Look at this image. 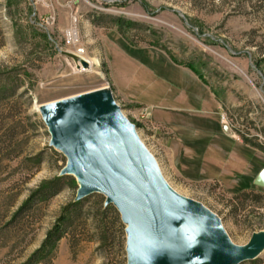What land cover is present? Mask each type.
I'll use <instances>...</instances> for the list:
<instances>
[{
	"label": "rangeland",
	"instance_id": "rangeland-1",
	"mask_svg": "<svg viewBox=\"0 0 264 264\" xmlns=\"http://www.w3.org/2000/svg\"><path fill=\"white\" fill-rule=\"evenodd\" d=\"M81 56L98 62L78 71ZM0 88V264L26 262L75 199V179L38 193L66 157L36 107L98 89L168 185L234 244L264 231L253 184L264 168V0H0ZM99 199L84 198L45 264H127L125 225L100 215Z\"/></svg>",
	"mask_w": 264,
	"mask_h": 264
},
{
	"label": "water",
	"instance_id": "water-1",
	"mask_svg": "<svg viewBox=\"0 0 264 264\" xmlns=\"http://www.w3.org/2000/svg\"><path fill=\"white\" fill-rule=\"evenodd\" d=\"M36 109L50 135L49 145L66 157L59 176L75 179L74 200L102 194L104 204L118 211L125 225L127 264H241L264 251V231L236 245L214 213L168 185L110 90L73 95ZM253 184L264 188V168Z\"/></svg>",
	"mask_w": 264,
	"mask_h": 264
},
{
	"label": "trees",
	"instance_id": "trees-1",
	"mask_svg": "<svg viewBox=\"0 0 264 264\" xmlns=\"http://www.w3.org/2000/svg\"><path fill=\"white\" fill-rule=\"evenodd\" d=\"M2 91L3 90L0 88V95ZM65 179H69L70 185L72 187H75L74 178H72V176L60 175L58 177H55L53 180H51V182H47L46 188L42 187L43 189H40L38 191V193L40 192V197L46 198L48 197L49 193H50L49 194L50 196L58 192L59 182ZM33 196L31 197L33 198ZM32 198L26 201L25 205H23V207L20 209L21 211L24 209V207H26L29 204ZM83 200L84 198L77 200V201L74 200L73 202L69 203V206L65 208L64 212L58 217V219L56 220L54 225L51 227V229L47 231L46 236L44 240L42 241L41 245L39 246V248L23 264H45L46 262L50 263L51 255L53 254L55 250L57 241L63 236L66 226L70 224V222L73 219V216L75 217V215L76 216L78 215L80 211V206ZM97 204L99 206V208L97 209H99L100 215H106L107 213H109L116 221L120 222L121 220L120 215L112 204L105 205L102 203L101 199L97 201ZM103 226L104 228L106 227L104 221H103ZM256 260L257 258L251 261L252 263L255 264Z\"/></svg>",
	"mask_w": 264,
	"mask_h": 264
},
{
	"label": "bare ground",
	"instance_id": "bare-ground-1",
	"mask_svg": "<svg viewBox=\"0 0 264 264\" xmlns=\"http://www.w3.org/2000/svg\"><path fill=\"white\" fill-rule=\"evenodd\" d=\"M71 30V29H70ZM69 34H72V39L75 37V31L74 30H71L70 31V33ZM81 58L83 59V60H85L86 62H87V66L84 68L82 65H81V63H80V61H78L77 62V66H78V68H77V70L78 71H82V70H89V69H91L92 68V64H97V62L98 61H96V60H89V59H87L85 56H81ZM80 60V59H79ZM37 108H38V106H37Z\"/></svg>",
	"mask_w": 264,
	"mask_h": 264
}]
</instances>
